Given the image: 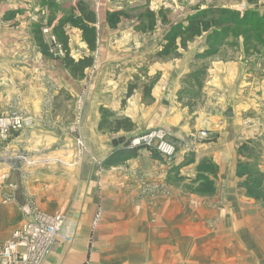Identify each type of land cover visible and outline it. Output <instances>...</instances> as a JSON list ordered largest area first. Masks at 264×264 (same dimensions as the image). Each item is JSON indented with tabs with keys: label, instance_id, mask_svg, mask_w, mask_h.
<instances>
[{
	"label": "rangeland",
	"instance_id": "374dc122",
	"mask_svg": "<svg viewBox=\"0 0 264 264\" xmlns=\"http://www.w3.org/2000/svg\"><path fill=\"white\" fill-rule=\"evenodd\" d=\"M11 1L15 7L22 9V14L27 12L26 16L23 15L30 22L31 35L35 40L34 51L41 52L46 59L55 58L64 66L62 57L66 52L61 45V37L55 32L59 28L62 36L67 37L69 58L75 61V58L82 60L89 56L92 62L75 78L82 81L80 92L67 90L51 96L47 91L43 96L46 114H53L55 108L52 106L59 101L67 107L60 105L62 107L57 108V111H66L68 115L67 119H63L66 122L63 131L70 142L66 158L60 155L62 147H47V143L39 152L33 153L14 145L11 139L15 133L34 125L35 117L15 107L0 113V119L16 113L29 120L28 125L10 129L6 138L0 132V189L5 180H15L8 191L2 193L0 190V235L5 232L4 226L10 225V222H3L4 216L7 219L17 214L21 216L31 207L30 204H15L17 192L12 189L15 184L21 180L19 189L23 195L25 181L26 185L29 184L34 172L55 165L71 167L83 180L88 176L89 187L95 188L97 200L104 198L107 202L105 207L115 202L114 187L109 189L103 180L113 166L105 168L102 161L115 150L127 148L135 150L136 156L132 158L143 160L144 152H148V156L159 164L168 165L169 169L161 176L160 169H154L158 176L152 179V183L144 175L145 165H139L141 171L133 176L138 186L133 200L137 203L139 222H164L166 232L172 235L171 240L166 239L172 243V253L158 254L157 261L143 264H264L263 181L258 167H249L240 157L242 146L239 139L235 141L237 158L233 164L234 188L231 187L234 192H229L226 189L231 183L225 182L224 178L220 182L218 177L212 178L203 173L188 180V183L183 182L185 172L182 169L192 163L198 172L214 175L219 167L207 159L195 161L193 148L197 144L195 142L201 141L196 136H192L193 140L187 136L178 138L179 132L173 130L184 119L181 127L188 132L189 129L195 135L204 132L199 130L202 127L198 119L203 117L200 109H203L209 94L216 95L213 92L217 90L208 85L216 83L221 86L218 73L226 66L236 72L226 84L234 88L235 81L238 79L240 82L244 77L238 88L246 92L242 90L243 94L241 91L240 94L225 97V107L246 111L244 116L253 118L255 127L264 130V22L261 26H253L251 22L240 26L221 13L222 10H233L239 19H243L248 10H254V20L262 19L264 0ZM201 13L203 17L196 27L179 34L166 52L172 35L171 27L180 25L181 31L185 32L190 18ZM81 26L94 29L96 44L93 51L83 40ZM46 50L50 56L45 53ZM65 68L71 69L68 66ZM200 82L203 83L199 89ZM155 89L163 90L165 96H155ZM243 104L245 107H241ZM42 117L40 115L36 120ZM54 118L45 119L48 123L42 126L45 130L41 131L50 133L46 130ZM116 121L127 122L119 126ZM195 128L199 132L195 133ZM160 129L164 130L165 138L177 147L172 158L159 153L152 145L130 143L128 147L123 146L134 136ZM118 139L124 140L123 143L113 147V141ZM180 148H184L183 153L187 155L184 161H178ZM250 180L260 184L250 188ZM35 188L40 189L37 185ZM250 198L259 203L256 212L251 211L248 204ZM105 211L101 214L110 213ZM101 214L99 210L93 216L95 227L102 223L100 221L104 216L101 217ZM104 218L109 221V217ZM128 218L130 216H125L123 220ZM159 227L157 233H160ZM160 235L156 243L164 244L165 238ZM163 248L157 246L152 250L159 252ZM132 249L123 248L125 252ZM149 249L142 245L141 258H146L144 255ZM130 256L127 257L130 259Z\"/></svg>",
	"mask_w": 264,
	"mask_h": 264
},
{
	"label": "crops",
	"instance_id": "0c3cea01",
	"mask_svg": "<svg viewBox=\"0 0 264 264\" xmlns=\"http://www.w3.org/2000/svg\"><path fill=\"white\" fill-rule=\"evenodd\" d=\"M21 10V8L15 7L11 0H0V113L5 112L9 107H15L35 117L34 125L22 132L15 133L11 139L14 145L20 148L25 147L33 153L39 152L47 143V147H62L60 155L66 158L70 142L68 135L63 131L66 125L63 119H67L68 115L66 111H57V108L60 105H64L63 108L67 107L59 101L52 106L55 108L53 114H46L43 96L47 91L51 93V96L62 91L67 92V90L80 92L82 81L76 80L77 76L72 73L71 69L62 66L61 62L55 58L47 57L46 59L41 52L33 50L35 40L31 35L30 22L24 18L27 12H24L23 15ZM72 42L74 41L72 40ZM77 60L78 58H75V61ZM219 71L218 80L221 78L222 84L220 87L216 83L208 85L217 90L213 92L216 95H208L203 109H200L203 117L198 119L199 125L202 127L199 130L206 132L207 136L205 139H201V142H195L197 144L193 148L195 161L210 160L218 165L219 171L215 175L206 172H201L200 175L203 173L212 178L218 177L217 180L220 182L224 178L225 182L231 183V186L227 187L226 190L234 192L233 164L235 165L237 158L235 141L239 139L238 142L242 146L240 157L249 167H258L261 181H263L261 182L262 187H264V130L255 127L253 118L244 116L246 111L225 107V97L240 94L242 90L246 92L245 89L238 88L244 77L240 82L237 79L235 81L237 84L231 88L229 84H226V81H231L236 72L230 71L228 66L223 71ZM163 92V90L155 89L153 94L164 97ZM213 101H215V106L212 104ZM68 104L71 105V102ZM241 107H245L244 104ZM227 109L233 111V116L230 118L224 116ZM262 109L264 110V106ZM184 112L185 110H183V115ZM68 114L70 113L68 112ZM40 115L43 117L36 120ZM44 117L46 120L55 117L49 129H58L55 131L46 130L50 133L41 131L45 130L42 126L48 123ZM48 117L52 118L49 119ZM246 120H248L247 124L245 123ZM183 121L184 119L179 122V125L177 124L179 126L175 127L177 130L173 129L179 132L178 135L176 133L174 135H177L178 138L187 136L193 140L192 136L197 135L191 133L190 129L188 132L182 128ZM194 130L195 133L199 132L198 128ZM184 148L186 149V147ZM184 148H180L177 152L178 161H184L185 156H187L186 153H183L185 152ZM148 155V152H144L143 160L131 158L126 162L127 164H116L110 168V172H104L105 174L110 173L103 180L107 186L109 185V189L114 187L115 195V200L113 199L115 202H110L106 207L107 202L105 203L104 198L102 197L101 201L97 200L95 188L89 187V177L86 176L84 180L81 179V175L73 172L75 170H72L71 167H64L65 164L34 172L29 184L26 185L25 181L26 191L23 195L20 194V180L18 184H15L16 187L12 188L17 192L15 204H30L31 207L27 208L21 216L15 214L16 216L10 217V219H7L6 216L3 217V222L5 224L10 222V225L4 226L5 232L0 235V244L9 239L11 233L20 228L34 214L43 212L52 215L56 211H63L65 222L62 229L73 237L72 242L65 243L61 240L54 242L49 254L43 258L40 264H143L149 261H157L159 259L156 257L158 254L172 253V243H168L166 240H171L172 235L166 232L164 222L160 223L162 225L139 222L137 203L135 204L133 200L138 191L133 176L136 172L141 171L139 165L142 167L145 165L143 172L151 183L152 179L158 176V173H154V169H160V176L168 173V165L159 164ZM123 165H128V167ZM193 167L194 163L182 169L185 172L184 177H182L185 178L183 182L188 183V180H192L199 174ZM12 182L15 180L10 178L5 180L3 184L1 183V192L8 191ZM35 185L40 189H36ZM116 192L118 193L116 194ZM248 204L251 211L256 212L257 204H259L256 199L250 198ZM99 210L100 214L103 213V210L110 212L101 214V217L102 215L109 217V221L103 217L100 221L102 223L95 227L93 216ZM125 216H130V218L123 220ZM157 226H160V233L163 229L165 230L161 235L157 233ZM159 235L164 236V244L156 243ZM142 241H146V243L142 244ZM142 245L150 248L144 255L146 258H141ZM157 246L164 248L159 252L155 249L152 250ZM125 247H132L133 249L125 252L123 250ZM129 255H131L130 259L127 257Z\"/></svg>",
	"mask_w": 264,
	"mask_h": 264
},
{
	"label": "built area",
	"instance_id": "2783aa9c",
	"mask_svg": "<svg viewBox=\"0 0 264 264\" xmlns=\"http://www.w3.org/2000/svg\"><path fill=\"white\" fill-rule=\"evenodd\" d=\"M28 124L29 120L13 113L11 117L0 119V132L6 138L10 129L15 130ZM206 136V132H200L196 138L201 140ZM130 143L152 145L159 153L169 158L176 155V145L165 138V132L161 129L134 136L130 138ZM64 222V214L61 211L52 215L43 212L34 214L20 228L15 229L9 239L0 244V264H40L49 254L54 242H72L73 237L62 229Z\"/></svg>",
	"mask_w": 264,
	"mask_h": 264
},
{
	"label": "trees",
	"instance_id": "16d2710c",
	"mask_svg": "<svg viewBox=\"0 0 264 264\" xmlns=\"http://www.w3.org/2000/svg\"><path fill=\"white\" fill-rule=\"evenodd\" d=\"M248 2H253L255 0H247ZM221 13L223 15H228L229 19L231 20V22L233 21L235 24L240 25V26H245L247 25V23L251 22L253 26H261L262 22H264V17L262 19H256L254 20V10H248L245 13V17L243 19H239V15L237 14V12L235 11H230V10H222ZM201 14H196L194 15L195 17L190 18V23L188 24V27L186 29L185 32L181 31L180 25L177 26H173L171 27L172 30V35L169 37L168 39V44L167 47H169L167 50H165L166 52L170 49L173 40L182 33H186L189 30H193L196 25L197 22L199 21V19L203 16H201ZM81 30H82V35H83V40L86 42L87 47L89 50L93 51L95 48V44H96V35L94 33V29L92 27H87V26H81ZM55 32L57 33L58 36L61 37V45L63 47V50L66 52V55H64V57H62L64 59V66H68L71 67V71L74 75H78L79 73L82 72V70L85 67L91 66V62L92 59L89 56H85L82 58V60H78V61H74L71 57L69 58V54L67 51V37H63L62 34L59 31V28L55 29ZM42 45V44H40ZM45 47V49H47V46L43 45ZM45 52V51H44ZM45 53H48L49 56L51 55L48 50H46ZM203 83V82H202ZM202 83H199V89L202 86ZM124 122L127 121H116V123L119 124H123ZM121 126V125H119ZM136 156V152L134 149H127V148H121L118 150H115V152L111 153L107 158H105L102 161V166L103 167H110V166H115L116 164H121L126 162L127 160H129L132 157ZM200 175L201 172H198ZM200 177V176H198ZM255 180H250V183L248 182V186L251 188L253 185L254 187L258 186V184H260V182H256L255 184Z\"/></svg>",
	"mask_w": 264,
	"mask_h": 264
},
{
	"label": "water",
	"instance_id": "95a60500",
	"mask_svg": "<svg viewBox=\"0 0 264 264\" xmlns=\"http://www.w3.org/2000/svg\"><path fill=\"white\" fill-rule=\"evenodd\" d=\"M224 116L229 117V118L232 117L233 116L232 109H227L224 113ZM123 141L124 140H122V139L114 140L112 143L113 147L117 146L119 143H123ZM129 144H130V142L128 141V142H125L123 146L128 147Z\"/></svg>",
	"mask_w": 264,
	"mask_h": 264
}]
</instances>
